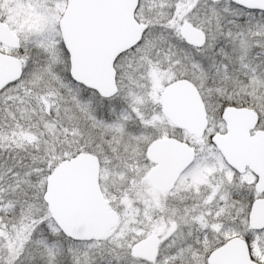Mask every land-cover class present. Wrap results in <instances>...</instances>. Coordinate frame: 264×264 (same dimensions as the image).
<instances>
[{
	"label": "snow or ice",
	"instance_id": "1",
	"mask_svg": "<svg viewBox=\"0 0 264 264\" xmlns=\"http://www.w3.org/2000/svg\"><path fill=\"white\" fill-rule=\"evenodd\" d=\"M0 264H264V0H0Z\"/></svg>",
	"mask_w": 264,
	"mask_h": 264
}]
</instances>
